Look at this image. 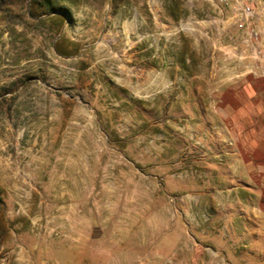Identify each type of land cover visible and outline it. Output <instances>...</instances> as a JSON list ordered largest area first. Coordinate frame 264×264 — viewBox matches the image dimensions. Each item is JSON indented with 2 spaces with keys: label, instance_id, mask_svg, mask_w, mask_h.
I'll list each match as a JSON object with an SVG mask.
<instances>
[{
  "label": "rangeland",
  "instance_id": "1",
  "mask_svg": "<svg viewBox=\"0 0 264 264\" xmlns=\"http://www.w3.org/2000/svg\"><path fill=\"white\" fill-rule=\"evenodd\" d=\"M143 1L52 0L51 6L68 10V18L59 12H46L38 3L30 7L28 0L0 1V264H67V255L60 246L51 251L47 245L43 254L27 251L36 240V230L31 232L29 228L30 221L50 219L42 206L60 204V198L49 194L60 189L61 183L67 186L71 180L76 182L78 176L95 175L99 188H115L122 195L124 190L148 187L147 175L158 176L166 170L176 173L172 166L165 170L163 166L156 168L158 161L152 155L156 150L148 143H156L157 133L145 131L139 106L144 101L135 102L138 110L127 105V81L141 74L140 54L134 56L135 63L127 62V32H114L119 30L115 20L133 16L139 19L144 13ZM129 33L139 45L142 32ZM164 45V62L179 64L178 68L170 66L166 73L177 78L181 92H188V73L195 76L191 91L197 94L198 134L190 140L188 133L177 136L181 152H192L193 142L198 154L210 144L235 143L238 155L251 165V154L242 149L243 138L238 139L237 133H242L243 124L251 122L256 114L260 117L261 139L264 138V82L249 77L237 83L219 84L212 79L206 32H192L191 36L180 32L177 39L170 38ZM160 55L153 54L152 60L159 62ZM190 103L192 107L193 102ZM92 105L98 111L91 119L101 129L100 147L95 149L88 147L94 134L83 131L88 117L81 112ZM101 106L109 111L100 110ZM101 112L105 115L101 116ZM261 151L264 210L263 143ZM29 154L39 158L38 170L27 167L31 160L38 163ZM85 162H90L89 170L77 173V165ZM18 166L33 172L35 188L13 178ZM183 171H188V166H182L180 172ZM209 173L204 165H197L194 172L188 171L189 179L204 180V174ZM38 203L40 212L35 211ZM260 220L263 240L251 250L256 253L254 259L264 264L263 213ZM21 243L25 248L22 252ZM47 257L56 261H47Z\"/></svg>",
  "mask_w": 264,
  "mask_h": 264
},
{
  "label": "crops",
  "instance_id": "2",
  "mask_svg": "<svg viewBox=\"0 0 264 264\" xmlns=\"http://www.w3.org/2000/svg\"><path fill=\"white\" fill-rule=\"evenodd\" d=\"M216 2L144 0L141 4L144 13L139 19L133 16L115 20L119 30L114 32H127L124 37L127 62L135 63L134 56L140 54L141 74L127 81L130 92L127 105L138 110L135 102L144 101L139 106L145 131L157 133L156 143H148L156 150L152 154L158 161L156 168L163 166L165 170L172 166L176 173L166 170L158 176L147 175L148 187L124 190L119 195L115 188H99L95 175L90 178L84 174L90 162L77 165V173L85 176H78L77 184L71 180L67 186L61 183L60 189H52L49 195L60 198V204L42 206L51 215L50 219L30 221L29 228L31 232L36 230V240L27 251L43 254L47 252V245L51 251L60 246L67 255V264H261L251 250L263 240L260 156L264 138L260 134V117L253 114L251 122L247 120L243 124V132L237 133L238 139L243 138L242 149L251 154V165L238 155L235 143L232 146L210 144L198 154L193 142L194 150L184 154L176 141L181 133H188L189 140L196 139L198 134L197 94L191 91L195 76L188 73V92H181L177 78L166 73L170 66L178 68L179 64L164 62V44L170 38L177 39L180 32L188 36L192 32H206V18L214 12ZM138 31L142 32L139 45L129 33ZM155 53L162 56L159 62L152 60ZM101 107L100 110L109 111ZM97 111L94 105L88 111H81L83 117H88L83 131L94 134L88 146L93 149L101 143L100 126L91 119ZM29 157L36 158L32 154ZM36 161L37 165L31 160L27 167L38 170V157ZM197 165L210 170L204 174V180L189 179L188 171L194 172ZM182 166H188V171L181 173ZM12 174L14 179L36 187L33 172L24 167L18 166ZM121 196L132 199L118 200ZM40 209L41 204H36L35 211ZM19 248L21 252L25 250L22 243ZM46 260L56 261L51 257Z\"/></svg>",
  "mask_w": 264,
  "mask_h": 264
},
{
  "label": "built area",
  "instance_id": "3",
  "mask_svg": "<svg viewBox=\"0 0 264 264\" xmlns=\"http://www.w3.org/2000/svg\"><path fill=\"white\" fill-rule=\"evenodd\" d=\"M216 3L206 18L211 78L219 84L249 77L264 82V0Z\"/></svg>",
  "mask_w": 264,
  "mask_h": 264
},
{
  "label": "trees",
  "instance_id": "4",
  "mask_svg": "<svg viewBox=\"0 0 264 264\" xmlns=\"http://www.w3.org/2000/svg\"><path fill=\"white\" fill-rule=\"evenodd\" d=\"M1 1V0H0ZM23 2H26L27 0H21ZM30 7L33 6L34 4L38 3L42 8L45 9L46 12H59L62 15H65L68 18V10L63 8V7H54L51 6V1L52 0H28ZM29 15L33 17V13L31 12V10H28Z\"/></svg>",
  "mask_w": 264,
  "mask_h": 264
}]
</instances>
